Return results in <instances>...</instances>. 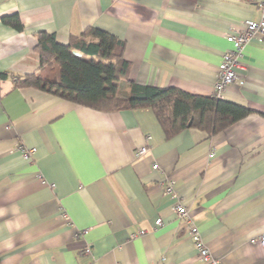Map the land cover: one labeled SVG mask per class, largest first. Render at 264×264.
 I'll return each mask as SVG.
<instances>
[{
	"label": "crops",
	"instance_id": "0c3cea01",
	"mask_svg": "<svg viewBox=\"0 0 264 264\" xmlns=\"http://www.w3.org/2000/svg\"><path fill=\"white\" fill-rule=\"evenodd\" d=\"M16 14L21 31L2 22ZM259 19L249 0H0V264H205L170 180L215 258L264 264V40L245 47L219 99L251 114L211 136L166 138L150 108L105 112L14 81L58 75L41 68L40 32L68 45L93 27L125 43L120 96L140 86L215 97L226 35Z\"/></svg>",
	"mask_w": 264,
	"mask_h": 264
},
{
	"label": "trees",
	"instance_id": "16d2710c",
	"mask_svg": "<svg viewBox=\"0 0 264 264\" xmlns=\"http://www.w3.org/2000/svg\"><path fill=\"white\" fill-rule=\"evenodd\" d=\"M2 22L23 30L17 14L5 16ZM124 49V42L93 27L68 45L59 44L54 35L40 32L36 50L41 68H56L58 75L44 77L34 73L14 77V81L19 88H34L105 112L150 108L166 138L190 128L215 135L251 114L245 107L175 88L133 86L130 96H120L119 82L128 79L130 69Z\"/></svg>",
	"mask_w": 264,
	"mask_h": 264
},
{
	"label": "built area",
	"instance_id": "2783aa9c",
	"mask_svg": "<svg viewBox=\"0 0 264 264\" xmlns=\"http://www.w3.org/2000/svg\"><path fill=\"white\" fill-rule=\"evenodd\" d=\"M260 10V19L258 21L245 20L241 23L240 30H234L226 35V40L232 45V48L224 53L219 64L215 80V98L220 99L223 92L238 79L237 68H239L238 59L242 57L244 49L253 41L262 42L264 40V0H249ZM22 155L26 160H33L37 150L35 148L21 147ZM148 152L147 147H142L137 151V156H142ZM157 170L158 165H153ZM174 181H168L166 193L170 194L178 204L175 208V214L178 221L186 228L188 237L193 241L200 259L205 264H223L221 260L215 258L209 247L202 239L200 228L195 225L190 217L187 207L181 203L175 192ZM162 225V220L156 221V227ZM145 231H140L139 235H144ZM264 248V236L260 238Z\"/></svg>",
	"mask_w": 264,
	"mask_h": 264
},
{
	"label": "water",
	"instance_id": "95a60500",
	"mask_svg": "<svg viewBox=\"0 0 264 264\" xmlns=\"http://www.w3.org/2000/svg\"><path fill=\"white\" fill-rule=\"evenodd\" d=\"M74 54L76 55V56H80V54L79 53H77V52H74ZM190 125V124H189Z\"/></svg>",
	"mask_w": 264,
	"mask_h": 264
},
{
	"label": "rangeland",
	"instance_id": "374dc122",
	"mask_svg": "<svg viewBox=\"0 0 264 264\" xmlns=\"http://www.w3.org/2000/svg\"><path fill=\"white\" fill-rule=\"evenodd\" d=\"M56 69V68H55ZM57 70V69H56Z\"/></svg>",
	"mask_w": 264,
	"mask_h": 264
}]
</instances>
